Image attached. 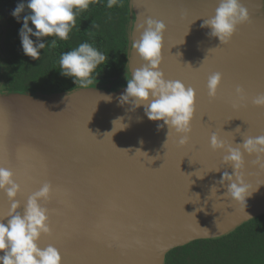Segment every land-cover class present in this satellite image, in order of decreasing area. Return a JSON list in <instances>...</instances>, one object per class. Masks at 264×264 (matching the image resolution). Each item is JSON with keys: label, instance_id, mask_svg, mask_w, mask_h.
Wrapping results in <instances>:
<instances>
[{"label": "water", "instance_id": "water-1", "mask_svg": "<svg viewBox=\"0 0 264 264\" xmlns=\"http://www.w3.org/2000/svg\"><path fill=\"white\" fill-rule=\"evenodd\" d=\"M219 3L131 0L128 64L110 85L53 94L0 90V167L13 171L21 186V213L28 197L51 183V199L41 203L52 231L38 243L55 246L62 264H166L170 251L225 237L264 214V169L252 163L255 154L244 153L251 195L241 205L225 196L227 184L218 183L235 169L223 163L225 151L210 144L214 132L233 147L264 135V107L252 102L264 93V0H241L250 21L226 45L202 27ZM149 17L167 26L165 79L197 93L184 146L174 130L168 139V126L159 128L164 122L150 120L144 105L120 102L132 71L144 63L131 47L141 35L134 25L147 27ZM214 72L223 78L213 99L207 83ZM10 208L0 190V222L7 224Z\"/></svg>", "mask_w": 264, "mask_h": 264}, {"label": "clouds", "instance_id": "clouds-1", "mask_svg": "<svg viewBox=\"0 0 264 264\" xmlns=\"http://www.w3.org/2000/svg\"><path fill=\"white\" fill-rule=\"evenodd\" d=\"M91 2L92 0H29L27 8L31 10V14L23 17V28L20 31L24 53L34 60H39L41 55L39 50L45 48L43 42L34 43L30 38L31 35L38 38L58 36L62 40H67L71 28L76 23L74 9H87ZM116 3L117 0H108L107 6L111 8ZM24 10L25 5L20 4L12 15L19 19ZM249 21V10L241 0H220L215 15L206 19L202 27H210L209 36L218 37L221 44L226 45L238 31V26ZM29 22L35 26V32L29 27ZM146 25L147 27L145 23L134 25L141 35L139 39L132 41L131 47L144 63L142 67L132 71L131 78H128L126 94L121 96L120 102L131 103L134 108L144 105L150 120L164 122L159 128L168 126V139L174 130L181 137L178 141L179 145L184 146L191 138L192 122L197 111V93L194 88L186 86L180 80L165 79V73L160 69L164 60L167 26L164 22L151 17L147 18ZM213 49H209V52ZM105 59V55L90 44L83 43L62 55L60 59L62 74L73 77L76 84L79 82L80 86L87 88L93 83L91 78L93 71ZM222 78L220 72L209 75L207 87L210 98H216ZM236 92L243 98L242 87H237ZM103 97H106L104 100L111 99L110 96ZM252 102L258 107H264V93L256 96ZM166 144L167 142L165 148ZM210 144L215 151L224 150L226 154L223 163L235 169L234 175L224 172L223 179L218 181L220 184H227L228 190L225 196L243 205L251 195L249 191L251 186L244 178L243 169L246 164L244 153L247 152L250 156L255 154L257 159L252 163L264 169V135L245 137L243 144L233 147L232 144H226L219 134L214 132ZM137 151L141 150L137 149ZM154 159L157 157H151V161ZM14 175L10 169L0 167V190L6 192L11 202L6 217L7 224L0 222V252L4 253L0 256V264H62L61 252L55 246L48 245L46 248H41L38 243L42 235L51 234L52 231L49 210L41 203L51 199L53 191L51 183L46 182L39 190L33 192L21 213L18 211L21 204L17 199L21 186L14 179ZM229 181L231 183H226ZM214 190L215 187L212 193Z\"/></svg>", "mask_w": 264, "mask_h": 264}, {"label": "trees", "instance_id": "trees-1", "mask_svg": "<svg viewBox=\"0 0 264 264\" xmlns=\"http://www.w3.org/2000/svg\"><path fill=\"white\" fill-rule=\"evenodd\" d=\"M28 3L29 0H0V9L12 10L9 21L12 27L3 44L5 56L0 59L3 63L1 91L53 94L82 87L73 77L62 74L60 59L83 43L90 44L106 57L93 71L92 84L110 85L120 79L128 64L131 0H117L111 8L107 6L108 0H92L87 9H74L76 23L67 40L58 36L38 38L31 35L34 43L45 44V48L39 50V60L23 51L20 31L23 17L31 14ZM20 4L25 5V10L17 19L12 13ZM29 27L36 31L31 22ZM166 264H264V214L225 237L197 240L170 251Z\"/></svg>", "mask_w": 264, "mask_h": 264}, {"label": "flooded vegetation", "instance_id": "flooded-vegetation-1", "mask_svg": "<svg viewBox=\"0 0 264 264\" xmlns=\"http://www.w3.org/2000/svg\"><path fill=\"white\" fill-rule=\"evenodd\" d=\"M11 8L5 7L0 9V59L4 58L3 44L5 42L6 35L11 29L12 25L10 24L11 18ZM2 62H0V76L2 71Z\"/></svg>", "mask_w": 264, "mask_h": 264}]
</instances>
